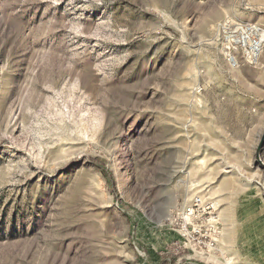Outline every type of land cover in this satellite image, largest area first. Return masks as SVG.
Wrapping results in <instances>:
<instances>
[{
	"label": "rangeland",
	"instance_id": "obj_1",
	"mask_svg": "<svg viewBox=\"0 0 264 264\" xmlns=\"http://www.w3.org/2000/svg\"><path fill=\"white\" fill-rule=\"evenodd\" d=\"M225 19L264 0H0V264H264V45Z\"/></svg>",
	"mask_w": 264,
	"mask_h": 264
},
{
	"label": "built area",
	"instance_id": "obj_2",
	"mask_svg": "<svg viewBox=\"0 0 264 264\" xmlns=\"http://www.w3.org/2000/svg\"><path fill=\"white\" fill-rule=\"evenodd\" d=\"M215 35L226 49L227 59L232 65L237 64L238 57L251 65L258 62L264 45V29L261 25L250 21L225 19L218 24ZM199 90L200 88H197L195 91ZM210 208L211 205L204 204L200 197H194L191 202L183 205L179 213V218L183 222L182 236L187 237L186 227L191 221L200 223L212 221L211 211H207ZM202 226L194 227L192 232L201 235ZM209 231L213 236L211 239H215L217 234L215 225H211Z\"/></svg>",
	"mask_w": 264,
	"mask_h": 264
},
{
	"label": "water",
	"instance_id": "obj_3",
	"mask_svg": "<svg viewBox=\"0 0 264 264\" xmlns=\"http://www.w3.org/2000/svg\"><path fill=\"white\" fill-rule=\"evenodd\" d=\"M263 149H264V129L260 134L259 140L255 148V155H254V160L256 164H258L259 167L264 171V162H262V160L260 159ZM262 197L264 199V172H263Z\"/></svg>",
	"mask_w": 264,
	"mask_h": 264
},
{
	"label": "crops",
	"instance_id": "obj_4",
	"mask_svg": "<svg viewBox=\"0 0 264 264\" xmlns=\"http://www.w3.org/2000/svg\"><path fill=\"white\" fill-rule=\"evenodd\" d=\"M243 204H244V203H243ZM243 204H241V207H239L238 210H239L240 212L247 213V211H246V210H247V207H245V206L242 207ZM224 223H225V222H224ZM262 238H263V241H264V236H263ZM262 238H261V239H262ZM242 240H243V239L240 238V241H239V242L242 243Z\"/></svg>",
	"mask_w": 264,
	"mask_h": 264
}]
</instances>
